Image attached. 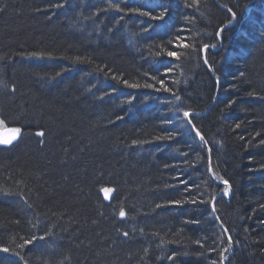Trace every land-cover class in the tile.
Segmentation results:
<instances>
[{
  "label": "trees",
  "instance_id": "obj_1",
  "mask_svg": "<svg viewBox=\"0 0 264 264\" xmlns=\"http://www.w3.org/2000/svg\"><path fill=\"white\" fill-rule=\"evenodd\" d=\"M0 120V264H264V0H0Z\"/></svg>",
  "mask_w": 264,
  "mask_h": 264
},
{
  "label": "snow or ice",
  "instance_id": "obj_2",
  "mask_svg": "<svg viewBox=\"0 0 264 264\" xmlns=\"http://www.w3.org/2000/svg\"><path fill=\"white\" fill-rule=\"evenodd\" d=\"M117 10H119L118 9V5H117ZM147 14L148 13H141V15H147ZM182 46L183 47H188L187 44H183ZM204 47L207 48L208 46L205 45ZM167 56L168 57L178 58V54L175 51H168L167 52ZM206 62H207V60H205V63ZM170 70L171 69H168V71H170ZM125 83L127 84V81H125ZM161 83H162V81H161ZM129 86L130 87H138V85H129ZM147 86L151 87V85H147ZM249 95H252V93H249ZM176 98L179 99V96H177ZM189 115L190 114L187 111L184 112V116L185 117H188ZM3 123H4V121L0 120V125H2ZM237 127H239V125H237ZM21 132H22V130L20 128H6L4 134L2 136H0V144L6 145V146L7 145H11L15 140H17L19 138V136L21 135ZM39 135L43 136L44 133H39ZM196 135L200 136L201 141H204V137L201 136L198 131L196 132ZM167 138H171V137L169 136ZM209 170H211V169H209ZM223 183L225 185H227L228 181L225 180V181H223ZM102 191H104L106 196H107V194L110 193L112 191V189L105 188V189H102ZM224 194L225 195L228 194V189L227 188L224 190ZM193 202H195V201H193ZM176 203H179V202L177 201ZM124 215H125V212L123 210H121L120 211V216L123 217ZM125 235H127V233H125ZM229 240H231V237H229ZM225 251H227V249Z\"/></svg>",
  "mask_w": 264,
  "mask_h": 264
},
{
  "label": "rangeland",
  "instance_id": "obj_3",
  "mask_svg": "<svg viewBox=\"0 0 264 264\" xmlns=\"http://www.w3.org/2000/svg\"><path fill=\"white\" fill-rule=\"evenodd\" d=\"M8 128H12V127H8ZM5 129H6V128H3V127L0 125V136H2V135L4 134ZM15 141H16V140H15ZM15 141H14V142H15ZM0 145H2V144H0ZM3 146H6V145H3ZM7 146H9V145H7Z\"/></svg>",
  "mask_w": 264,
  "mask_h": 264
},
{
  "label": "bare ground",
  "instance_id": "obj_4",
  "mask_svg": "<svg viewBox=\"0 0 264 264\" xmlns=\"http://www.w3.org/2000/svg\"><path fill=\"white\" fill-rule=\"evenodd\" d=\"M220 184L225 185L224 183H220ZM227 187H228V185H227ZM231 193H232V190H230V188H228V194L227 195H225V194H219V195H225L226 197H228V196H230Z\"/></svg>",
  "mask_w": 264,
  "mask_h": 264
}]
</instances>
